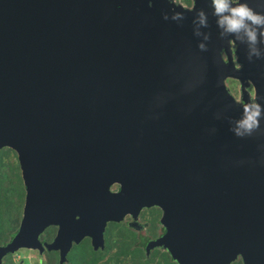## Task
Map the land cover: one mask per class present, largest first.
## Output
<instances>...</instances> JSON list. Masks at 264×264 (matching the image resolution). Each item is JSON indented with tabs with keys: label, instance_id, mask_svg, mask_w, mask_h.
<instances>
[{
	"label": "water",
	"instance_id": "water-1",
	"mask_svg": "<svg viewBox=\"0 0 264 264\" xmlns=\"http://www.w3.org/2000/svg\"><path fill=\"white\" fill-rule=\"evenodd\" d=\"M239 2L264 13V0ZM217 20L211 0H0V149L25 186L0 264L42 252L50 226L46 250L63 264L73 244L102 249L107 223L151 207L166 231L148 246L177 264H264V29L250 45ZM227 77L250 81L253 103Z\"/></svg>",
	"mask_w": 264,
	"mask_h": 264
},
{
	"label": "rangeland",
	"instance_id": "rangeland-1",
	"mask_svg": "<svg viewBox=\"0 0 264 264\" xmlns=\"http://www.w3.org/2000/svg\"><path fill=\"white\" fill-rule=\"evenodd\" d=\"M171 3H174L177 6H181L183 8H190V5H186L183 0H170ZM192 2V0H191ZM236 46L231 44V57L233 59V63L235 68H239V64L236 61ZM223 60L226 62V55L222 54ZM225 86L229 93L235 98L237 102H241V97L243 93H248L249 101L253 103V88L250 81L241 82L234 78H225ZM11 180L16 181L12 187L14 189L22 188L23 181L21 176L20 167L17 160L16 153L11 148H1L0 149V201L2 202V197L7 191V188L10 187ZM3 191H2V190ZM114 189V188H113ZM3 194V195H2ZM25 195V193H24ZM159 212L155 213L156 209ZM155 209V210H153ZM153 210V211H152ZM5 206L4 203L0 204V214L4 213L5 216ZM23 212V203L20 204V207L16 212L13 213V216L8 219L4 224H9L10 229L5 230L0 229V236H2L5 240L0 241V246L5 245L7 242L12 240L14 234L18 231L20 226V221L22 218ZM2 216V217H4ZM5 218V217H4ZM162 212L158 207L146 208L143 209L136 218L131 216H126L121 222L114 223V225L109 224L105 230L104 238L108 241L109 245H111V249L109 253H107L102 260L99 261L98 264H104L108 261L110 254L114 253L117 249L116 244L120 241V238L124 234H129L131 240H135L137 244L141 242H146V246H143L146 249V256H149V253L156 249V253L153 254L155 260H162L161 254H165L167 257H171L168 250L160 245L157 246H148L153 243V241L160 240L164 235L166 229L161 222ZM11 231H13L11 233ZM56 235L55 227H48L42 235H40L39 239L43 244L51 242ZM90 245L89 240H85L81 246L75 247L69 253L70 255L67 257V261L64 264H84L81 261V252L88 248ZM91 246V245H90ZM103 249V248H102ZM11 261L15 264H58V254L50 253L47 251L40 252L37 248H19L13 254L8 256ZM5 257L2 258L1 263L3 264ZM243 264L240 257H237L231 264L234 263ZM176 263V262H175ZM125 264V263H124ZM146 264V263H145ZM177 264V263H176Z\"/></svg>",
	"mask_w": 264,
	"mask_h": 264
},
{
	"label": "trees",
	"instance_id": "trees-1",
	"mask_svg": "<svg viewBox=\"0 0 264 264\" xmlns=\"http://www.w3.org/2000/svg\"><path fill=\"white\" fill-rule=\"evenodd\" d=\"M16 181L11 180L10 187L7 188V191L2 197V202L0 201V204L4 203L5 206V216L4 213L0 214V229H3L5 227V230L10 229L9 224H4L13 216V213L18 210L20 207V204L22 203L23 198V186L22 188H19L17 186L16 189L12 187V185ZM2 190V189H1ZM3 191V190H2ZM156 209V208H155ZM153 209V210H155ZM152 210V211H153ZM155 213L159 212L158 209L154 211ZM4 216V217H2ZM114 225V223H112ZM13 231H11L12 233ZM105 239V238H104ZM4 241L5 239L0 236V241ZM84 243V241L79 242L78 244H73L71 247V250L69 253L74 249L75 247L81 246ZM143 246H146V242H141L140 244H137L135 240L130 239L129 234H124L121 236L120 241L118 244H116L117 249L114 253L110 254L108 261L104 264H176L175 261L171 257L165 256V254H161L160 261L155 260L153 254L156 253V249L149 253V256H146V249H144ZM147 247V246H146ZM111 249V245H109L108 241L105 239V245L103 249H97L94 250L90 245L88 248L83 250L81 254V261L84 262V264H98L100 260L104 258V256L109 253ZM50 253L54 252L49 251ZM56 253V252H54ZM68 253L67 257L70 255ZM13 254V253H11ZM8 256H10V253L8 255H4L5 260L3 264H15L13 261H11ZM2 257V258H3ZM1 258V261H2ZM2 264V263H1ZM59 264V263H58ZM64 264V263H63ZM239 264V263H234Z\"/></svg>",
	"mask_w": 264,
	"mask_h": 264
},
{
	"label": "clouds",
	"instance_id": "clouds-1",
	"mask_svg": "<svg viewBox=\"0 0 264 264\" xmlns=\"http://www.w3.org/2000/svg\"><path fill=\"white\" fill-rule=\"evenodd\" d=\"M214 14L218 17L217 24L227 33H239L244 31L250 45L257 43L258 29H264V13L257 12L246 2L241 3L236 0H211ZM201 24H205L204 13H199ZM264 36V31L260 32ZM203 47V45H201ZM252 53L259 55L253 48ZM261 114L259 105L252 104L251 110L247 111L245 119L240 126L246 130H251L258 125V117Z\"/></svg>",
	"mask_w": 264,
	"mask_h": 264
},
{
	"label": "flooded vegetation",
	"instance_id": "flooded-vegetation-1",
	"mask_svg": "<svg viewBox=\"0 0 264 264\" xmlns=\"http://www.w3.org/2000/svg\"><path fill=\"white\" fill-rule=\"evenodd\" d=\"M184 1V3L186 4V5H192V2H191V0H183ZM236 0H233V2H235ZM230 44H233L232 42H230ZM4 148H7V147H4ZM22 181H23V179H22ZM23 198H22V203H23V206H24V200H25V195H24V193H25V186H24V182H23ZM114 188V189H113ZM119 189V185L118 184H113L111 187H110V190L111 191H117ZM152 208V207H151ZM142 211V210H141ZM127 216H129V215H127ZM126 217V216H125ZM112 223H118V222H109V223H107V226L109 225V224H112ZM107 226H106V228H107ZM52 227H55L56 228V232H57V229H58V227L57 226H52ZM46 230V229H45ZM44 230V231H45ZM106 230V229H105ZM104 234H105V232H104ZM15 235V234H14ZM42 235V234H41ZM14 237V236H13ZM13 237H12V239H13ZM40 237V236H39ZM40 240V239H39ZM85 240H89L90 241V239L89 238H87V237H84L81 241H85ZM7 243H9V242H7ZM6 243V244H7ZM42 243V242H41ZM49 243V242H48ZM48 243H46V244H48ZM46 244H43L42 243V248H43V250H42V252H44V251H47L46 250ZM91 245V244H90ZM27 248H29V247H27ZM54 252H56L57 254H59V251L58 250H53ZM14 252H16V251H14ZM14 252H12V253H14ZM41 252V251H40ZM41 252V253H42ZM47 252H49V251H47ZM9 254V253H8ZM8 254H6V255H8ZM11 254V253H10Z\"/></svg>",
	"mask_w": 264,
	"mask_h": 264
}]
</instances>
